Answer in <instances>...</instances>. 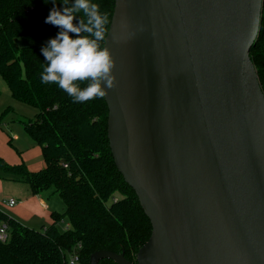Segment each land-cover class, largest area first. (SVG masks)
<instances>
[{"label": "water", "instance_id": "1", "mask_svg": "<svg viewBox=\"0 0 264 264\" xmlns=\"http://www.w3.org/2000/svg\"><path fill=\"white\" fill-rule=\"evenodd\" d=\"M113 1L107 138L151 231L90 264H264L263 0Z\"/></svg>", "mask_w": 264, "mask_h": 264}, {"label": "trees", "instance_id": "2", "mask_svg": "<svg viewBox=\"0 0 264 264\" xmlns=\"http://www.w3.org/2000/svg\"><path fill=\"white\" fill-rule=\"evenodd\" d=\"M92 2L106 16L107 30L114 1ZM72 3L56 0V7L71 8ZM51 7L44 0H0V77L12 98L36 109L33 118L21 122L39 145L44 162L32 171L23 161L10 164L0 157V171L25 182L34 194L52 188L63 204L40 228L24 225L0 209V222L8 231V238L0 240V264H68L72 252L78 255L76 264H90L89 255L99 249L123 250L127 259L134 260L151 225L113 161L104 97L74 103L55 84L40 82L45 63L40 48L58 31L44 21ZM83 18V13L73 11L74 24ZM17 36L35 42L18 46ZM248 54L264 92V0L259 32ZM98 264L117 263L102 258Z\"/></svg>", "mask_w": 264, "mask_h": 264}, {"label": "clouds", "instance_id": "3", "mask_svg": "<svg viewBox=\"0 0 264 264\" xmlns=\"http://www.w3.org/2000/svg\"><path fill=\"white\" fill-rule=\"evenodd\" d=\"M49 2L52 7L44 21L57 26L58 31L40 48L45 62L40 82L55 84L74 103L103 96L105 87L111 85L113 67L104 44L106 16L92 0H73L71 8L62 10L56 7V0H44ZM73 11L83 13L84 17L75 24Z\"/></svg>", "mask_w": 264, "mask_h": 264}, {"label": "crops", "instance_id": "4", "mask_svg": "<svg viewBox=\"0 0 264 264\" xmlns=\"http://www.w3.org/2000/svg\"><path fill=\"white\" fill-rule=\"evenodd\" d=\"M1 121L2 119L0 117V123ZM9 129L10 131L12 130L11 128ZM19 138L20 136L16 133L9 134L0 126V141H3L2 146H6V142H9V145L11 144L10 146H12V148L14 149L13 152L15 154H20L21 161H19V159H14L13 157H11L12 155H9L7 149V154L4 153L6 152L4 149H0V157L10 164H16L23 161L25 162L27 168L32 171H37L42 168L44 166L43 160H37V156L41 154L39 145L32 144L33 142H30V140H32L31 138H29L30 140H27V138H23L24 147L18 149L19 147L14 144V140H18ZM31 158H35V161H30L28 163L27 161ZM13 182L18 183L15 185L13 184L12 186L13 192L14 194H16L17 198L12 195H8V197L6 198H4L3 196L0 197V209L22 224L33 228H37V226L41 225H47L52 221L51 212L55 210L60 211L63 207L62 201L59 198V207H54L57 203H53V205L51 204L50 198L53 196H50V194H53L52 191H41L34 194L30 191L29 186L25 182L18 179H14ZM4 189V182L0 179V196L3 195ZM9 197H13L15 199V203L13 205H9L5 202V199ZM62 224L63 226H68L67 222H63Z\"/></svg>", "mask_w": 264, "mask_h": 264}, {"label": "rangeland", "instance_id": "5", "mask_svg": "<svg viewBox=\"0 0 264 264\" xmlns=\"http://www.w3.org/2000/svg\"><path fill=\"white\" fill-rule=\"evenodd\" d=\"M14 42L18 46H23V45L33 44L35 41L28 39V38H25L23 36H17L14 38ZM35 113H36V109L33 106L10 97V94L8 92V89L5 86V83L0 77V117L2 119L0 126L7 133H9V134L10 133H16L17 135L20 136V138L18 140H14V144L17 147H19L18 149H21V147H24L23 138H27V140H30L29 137L24 132L23 125H22L21 121L27 120L28 118H33ZM9 128H11L12 130L10 131ZM30 142H33L32 144L37 145L32 140H30ZM2 143H3V141L1 140L0 141V149H4L6 151L4 153L7 154L9 152V155H12L11 157H13L14 159H19V161H21L20 154H15L13 152L14 149L12 148V146H10L11 144L9 145V142L8 143L6 142L7 147L2 146ZM25 147H27V146H25ZM6 149L8 150V152ZM39 159H42L41 154H39L37 156V160H39ZM30 161L31 162L35 161V158H31L27 162L29 163ZM0 179L3 180L4 185H5V189L3 190L4 191L3 195H1L0 197L3 196L4 198H6V197H8V195H12L15 198H17L16 194H14V192H13L12 186H13V184L15 185L18 183L13 182L14 179H13L12 175L6 174V173L0 171ZM42 191L51 192L52 188H48V189H45ZM50 196H53L50 198L51 204L53 205V203H55V204L57 203L56 206H54V207H59L58 198L60 199V197L57 195V193H53V194L51 193ZM37 228H40V226H37Z\"/></svg>", "mask_w": 264, "mask_h": 264}, {"label": "built area", "instance_id": "6", "mask_svg": "<svg viewBox=\"0 0 264 264\" xmlns=\"http://www.w3.org/2000/svg\"><path fill=\"white\" fill-rule=\"evenodd\" d=\"M64 166H66L64 164ZM5 202L9 205H13L15 203V199L13 197H9L5 199ZM64 228H67L65 226ZM8 238V231H7V225L4 222H0V240L4 241ZM68 264H76L78 261V255L76 252H72L71 254L68 255Z\"/></svg>", "mask_w": 264, "mask_h": 264}]
</instances>
